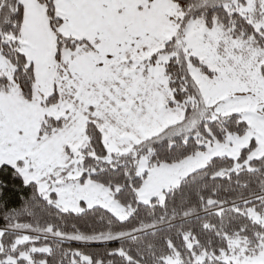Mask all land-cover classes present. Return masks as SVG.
Returning <instances> with one entry per match:
<instances>
[{
	"label": "snow or ice",
	"instance_id": "snow-or-ice-1",
	"mask_svg": "<svg viewBox=\"0 0 264 264\" xmlns=\"http://www.w3.org/2000/svg\"><path fill=\"white\" fill-rule=\"evenodd\" d=\"M0 264H264V0H0Z\"/></svg>",
	"mask_w": 264,
	"mask_h": 264
}]
</instances>
